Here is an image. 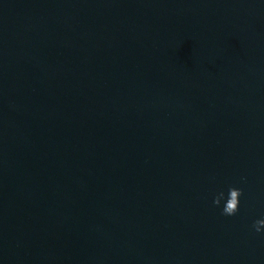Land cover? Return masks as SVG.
<instances>
[{"label":"water","instance_id":"obj_1","mask_svg":"<svg viewBox=\"0 0 264 264\" xmlns=\"http://www.w3.org/2000/svg\"><path fill=\"white\" fill-rule=\"evenodd\" d=\"M262 218L264 0H0V264H264Z\"/></svg>","mask_w":264,"mask_h":264},{"label":"clouds","instance_id":"obj_2","mask_svg":"<svg viewBox=\"0 0 264 264\" xmlns=\"http://www.w3.org/2000/svg\"><path fill=\"white\" fill-rule=\"evenodd\" d=\"M242 195V190L235 187H230L228 189L227 199L225 201L224 207L222 209V214L225 216H233L239 210V198ZM224 192L218 193L214 199L213 204L219 206L221 200L224 199ZM264 227V218L254 221L253 228L256 232H260L261 228Z\"/></svg>","mask_w":264,"mask_h":264}]
</instances>
